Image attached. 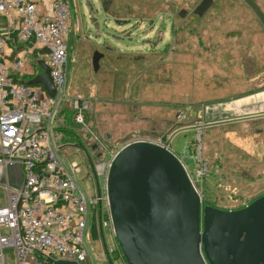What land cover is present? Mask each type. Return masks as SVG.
Listing matches in <instances>:
<instances>
[{
  "label": "rangeland",
  "instance_id": "1",
  "mask_svg": "<svg viewBox=\"0 0 264 264\" xmlns=\"http://www.w3.org/2000/svg\"><path fill=\"white\" fill-rule=\"evenodd\" d=\"M68 1L69 99L64 108L82 99L87 109L84 125H66L58 118L50 134L62 164H78L75 180L87 198L89 219L94 181L82 154L68 143H96L103 152L97 165L135 140L264 112V94L255 96L264 92V27L243 1L212 0L203 15L192 19L187 16L200 0ZM253 1L264 14V0ZM181 9L186 12L182 17ZM95 50L103 53L97 71L91 64ZM38 60L43 59L29 58V66L36 70ZM198 134L208 164L201 209L236 210L264 194V118L174 135L169 149L191 172ZM104 174L98 175L101 187ZM101 197L99 214L93 209L92 237L88 239L87 230L84 237L89 259L93 264H127L102 190ZM3 254L4 264H16L13 250Z\"/></svg>",
  "mask_w": 264,
  "mask_h": 264
},
{
  "label": "built area",
  "instance_id": "2",
  "mask_svg": "<svg viewBox=\"0 0 264 264\" xmlns=\"http://www.w3.org/2000/svg\"><path fill=\"white\" fill-rule=\"evenodd\" d=\"M0 14L16 21L19 40L33 42L42 52L55 89L54 96L49 97L41 85L13 80L12 73L25 64L24 56H17L10 65L0 64V186L6 199L5 206L0 207V264H4L3 251L7 248L13 250L16 264H24L29 254L43 257L39 264H93L84 238L87 198L75 180L79 167L73 162L67 167L62 164L50 134L69 99L65 93L69 1L0 0ZM6 46L0 36V53ZM69 107L73 124L84 125L86 100L73 99ZM135 141L165 146L160 137ZM165 148L177 157L168 145ZM114 155L95 164L97 175L105 173L101 190L106 198V177ZM178 160L201 194L208 164L199 134L192 154L193 171ZM12 166L22 170V181L16 186L2 182ZM99 198L91 197V205Z\"/></svg>",
  "mask_w": 264,
  "mask_h": 264
},
{
  "label": "water",
  "instance_id": "3",
  "mask_svg": "<svg viewBox=\"0 0 264 264\" xmlns=\"http://www.w3.org/2000/svg\"><path fill=\"white\" fill-rule=\"evenodd\" d=\"M243 1L264 27L258 5ZM210 3L202 0L193 13L201 16ZM102 56L97 50L92 54L94 71ZM37 65L41 71L28 84L41 85L53 97L49 67L43 60ZM259 118H264V112L185 125L160 137L164 147L135 141L116 152L107 172L106 194L114 234L127 264H264V194L237 210L201 209L200 196L183 165L165 148L182 131Z\"/></svg>",
  "mask_w": 264,
  "mask_h": 264
},
{
  "label": "crops",
  "instance_id": "4",
  "mask_svg": "<svg viewBox=\"0 0 264 264\" xmlns=\"http://www.w3.org/2000/svg\"><path fill=\"white\" fill-rule=\"evenodd\" d=\"M0 36H2L7 42L6 48L3 50V52L0 53V64L10 65V63L17 56H24L25 58V64L22 66V68L17 71H14L12 75H14L18 80L26 82L41 71L38 65L36 67V70H34V67L29 66L28 60L31 57L36 58L40 56L44 61L42 52L33 42L24 43L21 40H19L18 26L14 19L10 20L4 15L0 14ZM261 93H258V94H261ZM21 181H22V170L19 166L9 167L7 169L6 175L4 176L2 180L3 183L6 182L10 186L19 185ZM4 196H5V191H4ZM5 204L3 206H5ZM3 206H0V207H3ZM93 218H94V212H93V208L91 207L90 219H89V212H88L87 213V224L85 228V233L87 230V236L89 237L88 238L89 240L91 239L92 233H93V230H92ZM98 234H100L99 231H98ZM8 249L10 248H7L5 250H8ZM24 264H39V261L37 260V255L29 254Z\"/></svg>",
  "mask_w": 264,
  "mask_h": 264
},
{
  "label": "flooded vegetation",
  "instance_id": "5",
  "mask_svg": "<svg viewBox=\"0 0 264 264\" xmlns=\"http://www.w3.org/2000/svg\"><path fill=\"white\" fill-rule=\"evenodd\" d=\"M211 3H212V0H211ZM181 10L182 11L180 13H184L185 14L184 9H181ZM68 144L70 145L69 147H72L74 150L78 151L83 156L84 163L86 164V167L88 169L87 170L88 171V176H90L91 179L94 181V183H93L94 184V187H93L94 188V194L92 195V197L93 196L101 197V186H100L99 181H98V175L96 173V178L94 177L91 165L94 167V170H95V162H96L97 159H99L102 156L103 152L97 150L98 146H97L96 143H92V144L88 145V144H85V143L79 141V142L68 143ZM97 186H98V189H97ZM92 208L94 210H96V212L98 211V214H99V211H100V208H101V199L100 198L98 199V201H97V203L95 205H92ZM241 208H243V207H241ZM238 209H240V208H238ZM98 221H99V218H98ZM99 226H101V224H99ZM100 230H101V227H100ZM101 236H102V234H101V231H100V237Z\"/></svg>",
  "mask_w": 264,
  "mask_h": 264
},
{
  "label": "trees",
  "instance_id": "6",
  "mask_svg": "<svg viewBox=\"0 0 264 264\" xmlns=\"http://www.w3.org/2000/svg\"><path fill=\"white\" fill-rule=\"evenodd\" d=\"M201 1H202V0H201ZM201 1H200V2H201ZM241 1H243V0H241ZM200 2H199V3H200ZM243 2H244V1H243ZM254 2H255V1H254ZM199 3H198V4H199ZM244 3H245V2H244ZM198 4H197V5H198ZM245 4H246V3H245ZM197 5H196V6H197ZM210 5H211V3H210ZM210 5H209V6H210ZM196 6H195V7H196ZM246 6L249 8V6H248L247 4H246ZM208 8H209V7H208ZM208 8H207V9H208ZM194 9H195V8H194ZM194 9L192 10V14H189V15L187 16L188 19H192V18H189V17L192 16V15H193V18H195L196 16H197V17H200V16H198V15H196V14L193 13ZM207 9H206V10H207ZM249 9H250V8H249ZM206 10L204 11V13L206 12ZM250 10H251V9H250ZM184 11H185V9H184ZM251 11H252V10H251ZM252 12H253V11H252ZM204 13H203V14H204ZM253 13H254V12H253ZM203 14H202V15H203ZM184 15H186V12H185V14H184V13H180V14H179L180 17H182V16H184ZM254 15H255V14H254ZM232 34H233V36H234V35L238 34V32H235V33H232ZM39 69H40V68H39ZM12 77H13V80L16 81V82H23V83H27V84H28V81L30 80V79H29L28 81L25 82V81L18 80L14 75H13ZM72 114H73V112L71 111L70 107H69V108H64V109H62L61 112H60V116H59V119L61 120V123H65L66 125L73 126V123H72V120H71V119H72ZM195 121H196V120H195ZM260 196H261V195H260ZM258 197H259V196H258ZM37 260H38L39 262H42L43 257L37 255Z\"/></svg>",
  "mask_w": 264,
  "mask_h": 264
}]
</instances>
